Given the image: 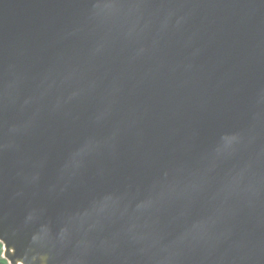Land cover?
Returning a JSON list of instances; mask_svg holds the SVG:
<instances>
[{"label": "water", "instance_id": "water-1", "mask_svg": "<svg viewBox=\"0 0 264 264\" xmlns=\"http://www.w3.org/2000/svg\"><path fill=\"white\" fill-rule=\"evenodd\" d=\"M0 110L10 264H264V0H0Z\"/></svg>", "mask_w": 264, "mask_h": 264}, {"label": "bare ground", "instance_id": "bare-ground-1", "mask_svg": "<svg viewBox=\"0 0 264 264\" xmlns=\"http://www.w3.org/2000/svg\"><path fill=\"white\" fill-rule=\"evenodd\" d=\"M7 95H9V96H14V93H9V94H7ZM34 113L36 114V116L41 117V115L38 113V111L35 110ZM2 116H3V114H2V111L0 110V119L2 118ZM25 118L28 119V117H25ZM25 131H26L27 133H29V134H33V133H32L33 131L30 130L29 128H26ZM31 131H32V132H31ZM9 133H10V132H9ZM4 135H6V134H4ZM21 144H22V141H20V142L18 143V146L20 147ZM24 149L28 150V151L26 152L27 154L32 153V148L30 147V145H29V148H28V147H25Z\"/></svg>", "mask_w": 264, "mask_h": 264}, {"label": "trees", "instance_id": "trees-1", "mask_svg": "<svg viewBox=\"0 0 264 264\" xmlns=\"http://www.w3.org/2000/svg\"><path fill=\"white\" fill-rule=\"evenodd\" d=\"M0 251H1V245H0ZM0 264H7V262L1 256H0Z\"/></svg>", "mask_w": 264, "mask_h": 264}]
</instances>
